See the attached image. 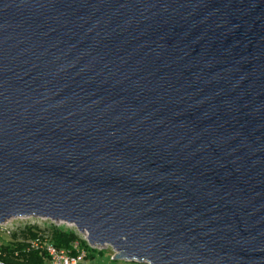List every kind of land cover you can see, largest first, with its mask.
I'll return each instance as SVG.
<instances>
[{"label": "water", "instance_id": "95a60500", "mask_svg": "<svg viewBox=\"0 0 264 264\" xmlns=\"http://www.w3.org/2000/svg\"><path fill=\"white\" fill-rule=\"evenodd\" d=\"M114 260L264 264V0H0V223Z\"/></svg>", "mask_w": 264, "mask_h": 264}, {"label": "trees", "instance_id": "16d2710c", "mask_svg": "<svg viewBox=\"0 0 264 264\" xmlns=\"http://www.w3.org/2000/svg\"><path fill=\"white\" fill-rule=\"evenodd\" d=\"M44 234H46L45 237ZM7 235L6 241H0V264H44L47 258L46 252L40 247L31 246V241L36 239L40 243L48 241L71 252L76 251L72 244L77 242L80 248L86 251L87 258H93L94 251H97L90 247L76 231L64 230L56 225L41 227L37 224H27ZM97 252L102 253V250Z\"/></svg>", "mask_w": 264, "mask_h": 264}, {"label": "built area", "instance_id": "2783aa9c", "mask_svg": "<svg viewBox=\"0 0 264 264\" xmlns=\"http://www.w3.org/2000/svg\"><path fill=\"white\" fill-rule=\"evenodd\" d=\"M53 222H63V221H53ZM63 223H66V222H63ZM70 225L74 227V229L72 230L78 232L76 227L73 224H70ZM15 229L16 227L12 229L10 228L5 229L4 232L8 234ZM45 235L46 234H44V237ZM83 235H84V238L82 239L87 242L85 234ZM87 244L93 247L97 246V245H90L88 242ZM31 246L36 247V248L40 247L46 252L47 258L44 264H99L97 262L88 260V258L86 257V251L81 249L77 242H74L72 244V247L76 249V251L74 252L66 250L65 248H59L48 241H44L43 243H40L38 242L37 239L31 241ZM102 246L109 247L108 245H102Z\"/></svg>", "mask_w": 264, "mask_h": 264}, {"label": "rangeland", "instance_id": "374dc122", "mask_svg": "<svg viewBox=\"0 0 264 264\" xmlns=\"http://www.w3.org/2000/svg\"><path fill=\"white\" fill-rule=\"evenodd\" d=\"M27 224H37L41 227H49L50 225H56L61 229L64 230H72L74 227L70 224L63 223V222H53L50 219L47 218H40V217H13L2 224H0V241H6L8 239V235L4 232L5 229H12L14 227L21 228L24 225ZM81 238H84V235L80 232H77ZM109 246V245H108ZM92 248H95V250H101V249H106L105 246H99L97 245L96 247L90 246ZM111 247V246H109ZM93 260H97L102 262V264H144V263H136V262H130L126 260H113L112 258L110 259V255L108 252L103 251L102 253L95 252Z\"/></svg>", "mask_w": 264, "mask_h": 264}, {"label": "crops", "instance_id": "0c3cea01", "mask_svg": "<svg viewBox=\"0 0 264 264\" xmlns=\"http://www.w3.org/2000/svg\"><path fill=\"white\" fill-rule=\"evenodd\" d=\"M102 250V252L103 251H106V252H108V254L110 255V259L112 258L113 259V256H114V254H115V252L113 251V249L111 248V247H106V249H101ZM94 252H97V251H94ZM94 258V257H93ZM88 260H91V261H93V262H97V263H99V264H102V262H100V261H97V260H93L92 258H88ZM114 260V259H113ZM137 263V262H136ZM104 264V263H103Z\"/></svg>", "mask_w": 264, "mask_h": 264}]
</instances>
